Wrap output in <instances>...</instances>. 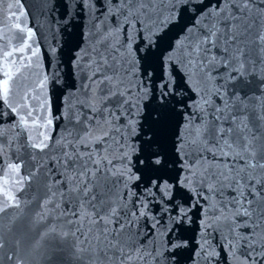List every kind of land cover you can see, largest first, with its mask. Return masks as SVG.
Returning a JSON list of instances; mask_svg holds the SVG:
<instances>
[{
    "label": "snow or ice",
    "instance_id": "snow-or-ice-1",
    "mask_svg": "<svg viewBox=\"0 0 264 264\" xmlns=\"http://www.w3.org/2000/svg\"><path fill=\"white\" fill-rule=\"evenodd\" d=\"M63 9L67 24L92 23L83 98L62 114L55 140L43 91L10 87L38 55L33 30L16 23L26 35H0L20 41L0 47V101L26 130L40 129L33 159L52 162L31 173L44 168L37 216L52 217L37 244L71 248L76 264H181L195 211L196 256L212 264L215 239L241 264H264V0H63ZM28 49L13 73L9 57ZM4 184L0 213L19 206ZM5 243L0 224V250Z\"/></svg>",
    "mask_w": 264,
    "mask_h": 264
},
{
    "label": "water",
    "instance_id": "water-1",
    "mask_svg": "<svg viewBox=\"0 0 264 264\" xmlns=\"http://www.w3.org/2000/svg\"><path fill=\"white\" fill-rule=\"evenodd\" d=\"M259 2L260 0H257V3ZM9 4L13 5L11 9L8 8ZM11 12H15L19 19L10 18ZM20 12L25 15L19 16ZM63 14V0H19L18 4L16 0H0V35H26V31L21 34L15 29L14 25L20 23L25 30H33L34 37L29 43L32 48L39 50L38 55L32 58L31 67L22 68L19 74L14 75L10 87L19 82L27 84L37 92L43 91L49 101L53 119V125L48 130L53 140L61 133L66 123L62 114L70 105L75 104L78 98H83L81 85L87 82L88 75L87 36L92 22L87 18L77 17L71 24H67L61 19ZM18 46V39H13L11 44L0 40V47L5 50ZM81 49L85 51L81 52ZM30 54L31 49H28L22 54L16 53L9 57V68L13 73L22 63L19 57H28ZM78 54L83 56L82 60L77 61ZM13 60L16 61L15 64L11 63ZM3 70L4 60L0 51V81L4 78ZM45 75L49 79L46 88L40 90L38 85ZM24 77H27V80H24ZM15 99L16 97L10 98L13 106ZM19 119V114L13 113L7 104L0 101V202L5 199V179L8 180L7 190L19 202L18 207L13 203L4 213H0V224L4 225L6 239L5 248L0 250V264H18L17 257L19 264H76L71 248L65 247L63 251H56L54 254L50 238L37 244L44 226L52 217L41 221L37 216L41 211L39 204L45 195L44 168H40L35 177H31V173L42 163L51 167L52 162L43 155H37L33 159L36 150L31 148L30 138L36 137L40 129L29 127L26 130L25 126L19 123ZM179 122L180 118L177 117L168 130L169 142ZM16 163L20 164L19 173L11 172L8 167ZM20 177L24 178L23 183L17 184L16 181ZM186 227L188 230L184 234L189 237L190 244L181 257V264H208L203 253L200 256L195 255L200 231L195 211L192 213L191 225ZM17 240L18 246L15 244ZM212 243L219 252L212 264H241L242 257L239 252L234 258L230 252L220 247V241L214 239ZM12 254H15L14 259L9 261L7 257Z\"/></svg>",
    "mask_w": 264,
    "mask_h": 264
}]
</instances>
